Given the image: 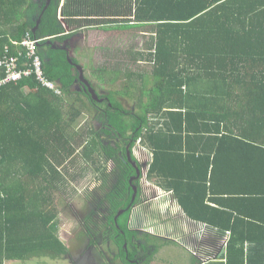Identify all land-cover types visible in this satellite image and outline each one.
<instances>
[{
	"label": "trees",
	"instance_id": "16d2710c",
	"mask_svg": "<svg viewBox=\"0 0 264 264\" xmlns=\"http://www.w3.org/2000/svg\"><path fill=\"white\" fill-rule=\"evenodd\" d=\"M61 1L0 0V62L8 50L17 55L13 43L30 33L43 40L45 73L64 94L34 77L0 88V264L65 255L57 197L71 190L78 170L93 169L105 221L92 211L82 227L94 224L92 237L112 240L122 264L162 257L178 238L159 241L129 227L138 181L130 183L136 170L126 146L137 141L152 154L146 178L175 201L160 204L182 208L205 231L212 253L197 264H264V0H68L70 34L59 19ZM115 23L120 32L148 28L145 49L133 56L150 74L98 68L101 81L124 78L121 91L97 94L101 106L79 82L67 43L78 29ZM120 95L136 101L137 113ZM88 111L101 121L99 132L74 122ZM101 155L113 162L111 173Z\"/></svg>",
	"mask_w": 264,
	"mask_h": 264
},
{
	"label": "rangeland",
	"instance_id": "374dc122",
	"mask_svg": "<svg viewBox=\"0 0 264 264\" xmlns=\"http://www.w3.org/2000/svg\"><path fill=\"white\" fill-rule=\"evenodd\" d=\"M147 30L148 28L134 29L129 32L101 30L103 31L102 33H94L98 30H90L91 34L87 35L88 37L85 42H80L78 45L73 42V49L70 51L71 57L76 59L78 65L84 68L85 77L99 96L106 98L112 92L116 93L117 91H121L123 89L122 82L124 81V78H122L121 81L110 84L107 77L106 81L99 80L96 72L100 73L97 69L99 68L100 70L102 66L117 70L119 73H124L126 69H130V72L150 74L148 64L135 61V56H133L136 52L139 53L145 49V44L149 36L141 31ZM84 51L90 57L87 54L84 57L82 55ZM131 82L133 85L137 84L134 76L131 77ZM80 91L84 92L85 90L80 89ZM116 98L128 112L133 115L137 113L136 101L133 98L122 95ZM104 103L105 100L100 105L105 106ZM80 119L81 127H85L86 129L88 126L95 130H100L101 126L99 124L101 121L96 122L94 120V112H85V115ZM104 142H107L105 138H103ZM133 154L137 157L136 160H138L142 174L138 180L137 189L139 192L138 198L136 196V202L133 201V211L134 213H140L141 216H144L148 220L143 222L138 228L140 230L150 231L147 234L151 236V239L155 237L154 235L157 236L155 238L159 241L164 240L159 236L178 238L164 250L160 248L163 250L162 257L158 258L157 262L155 259L152 262L154 264H197L199 258L195 255L194 250L196 249L191 243L193 242L192 234L200 233L204 237V229L192 228V223L184 217L182 208L176 212L170 209V206H172L170 203L169 206H166L164 204L161 205L159 200L153 202L151 199L153 194L145 187L146 181L143 179L150 155L147 153V150L140 149L139 141L133 147ZM100 159L103 163L109 162L108 171L111 173V169L114 166L113 162L108 161L103 155H101ZM78 169V165H75L73 168L74 171ZM78 171L75 179L71 183V190L67 194L57 197L58 202L56 203L60 215L58 218L59 228L57 233L61 241L66 245L67 252L63 256L55 255V253L49 251L43 252L41 257L32 258L24 264H121L117 256V246L112 240L109 242V239L107 240L105 236H101L99 233L92 237L91 233L94 231V224L90 226L91 229L89 231H86L82 227V218L92 211L93 220L98 218L97 214L100 213L102 214V219L105 221L104 215L106 209L97 213V194H100V192L103 193L100 190L102 184L98 181L100 174L95 172L94 169L88 170L86 175H79ZM147 182L151 184L150 181ZM170 201L175 203L173 199ZM139 218L137 217V219ZM104 221L101 220L103 223ZM169 227L170 229L173 228L174 234L176 235L169 232L167 234L165 230Z\"/></svg>",
	"mask_w": 264,
	"mask_h": 264
},
{
	"label": "built area",
	"instance_id": "2783aa9c",
	"mask_svg": "<svg viewBox=\"0 0 264 264\" xmlns=\"http://www.w3.org/2000/svg\"><path fill=\"white\" fill-rule=\"evenodd\" d=\"M42 41V39H37L27 33L21 43H13L18 47V54L11 55V51L8 50L4 60L0 62V88L10 84L17 85L27 78L34 77L42 88L59 97L64 95L56 83L50 81L45 73L43 60L39 53Z\"/></svg>",
	"mask_w": 264,
	"mask_h": 264
},
{
	"label": "crops",
	"instance_id": "0c3cea01",
	"mask_svg": "<svg viewBox=\"0 0 264 264\" xmlns=\"http://www.w3.org/2000/svg\"><path fill=\"white\" fill-rule=\"evenodd\" d=\"M51 2H52V0H51ZM50 2V3H51ZM68 2V0H62L61 1V4H60V9H59V19L61 20V22H62V24H63V26H64V28H65V30H66V34H70V28L65 24V22H64V17H63V9H64V7H65V5H66V3ZM49 3V4H50ZM48 4V0H47V6L49 5ZM82 20H86V18H84V19H82ZM120 25H122V23H115V24H105V25H101V26H99V27H89V28H86V27H84V28H81V29H78L77 31H74V32H72V38H71V40L69 41L70 42V44L72 45V49H73V42L74 43H76L77 45L80 43V42H85V40H86V38L88 37L87 35L89 34H91V31L90 30H98L97 32H94V33H102L103 31H101V30H107V31H112V30H114V31H118V29H119V27L118 26H120ZM117 27V28H116ZM53 43V42H52ZM47 45H50L49 43H47ZM54 46V48L56 47L55 45H53ZM85 54H87V56L88 57H90L89 55H88V53H86L85 51L84 52H82V55H84V57H85ZM87 57V59H89ZM26 95H28V91L26 90V93H25ZM71 104V102H70V100H66L65 101V106L63 107V111H64V113H66L67 114V108L69 107L68 105H70ZM95 119V118H94ZM74 122H76L77 124H81V119L79 118L78 120H75ZM96 122H99V121H96ZM75 123V124H76ZM101 124L102 123H100L99 125L101 126ZM81 128V127H80ZM100 129H101V127H100ZM73 131V130H72ZM97 132H99L100 130H96ZM70 132H71V130H70ZM142 147H140V149H141ZM143 152H146V151H143ZM147 153L150 155V160H151V156H152V154L150 153V152H148L147 151ZM134 155V159L133 160H135L137 163V165L139 166V168H140V165L138 164V160H136V156H135V154H133ZM150 160H149V162H150ZM149 162L147 163V165H146V171L144 172V175H143V179L146 181V184H145V187H147L148 189H149V191H150V193L151 194H153L152 195V200H153V202L154 201H156V200H159V202H161V201H163V202H168V201H170V200H172L173 199V196H172V194H170V193H168V192H165V191H163V190H160V189H158V187L156 186V184L154 183V181H151V184L150 183H148L147 182V178H146V173H147V171H148V168H149ZM139 179V178H138ZM149 181V180H148ZM144 193V192H143ZM162 205V204H161ZM164 205H168L169 206V203H166V204H164ZM177 208H174L173 207V205L172 206H170V209H172L173 211H178V210H180V208H178V206H176ZM134 221H135V216H134ZM192 226H193V224H191ZM191 226V227H192ZM192 228H195L194 226L192 227ZM204 237L202 236V234H200V233H196V234H192V241L193 242H191L194 246H195V249L196 250H194V253H195V255L199 258H197L198 259V261L201 259V260H203L202 258H203V256H205L204 257V259L205 258H207L208 256H210L211 255V253H212V251L208 248L209 246H207L205 243H204V240H205V232H204ZM198 242V244L196 245V243ZM200 243V244H199ZM162 255H163V253H162ZM194 256V255H193ZM157 260L158 259H156L155 261L157 262ZM152 264H154V262H152ZM157 264V263H156Z\"/></svg>",
	"mask_w": 264,
	"mask_h": 264
},
{
	"label": "water",
	"instance_id": "95a60500",
	"mask_svg": "<svg viewBox=\"0 0 264 264\" xmlns=\"http://www.w3.org/2000/svg\"><path fill=\"white\" fill-rule=\"evenodd\" d=\"M50 2H51V0H48V4H49ZM40 23H41V21L38 22V25H37V27H36V29H35V32H36V30L38 29ZM47 40H48L47 43H49L50 45H54V44L52 43L51 38H48ZM64 49H66V48H64ZM70 62H71V61H70ZM74 65H75V68L77 69V72H78V80H79V82H80L82 85H84V86L88 89V91H89V93L91 94L93 100H95L96 102H103V100H100V99H99V97L97 96V94H96L95 91L93 90V87H92L91 83H90V82L87 80V78L85 77V75H84V70H82V68H81L79 65H76V64H74ZM129 159L132 160V159L130 158V156H129ZM130 163H131V165L133 166V168H135V170H136V176H135L134 178H131V180H130V183H131V181L140 178V177L142 176V174H140V169H138V166H137V164H136V161H133V160H132ZM133 191H134V193H133V199H134L135 196H136V194H137V190H136L135 187L133 188ZM121 214H122V212H121L119 215H121Z\"/></svg>",
	"mask_w": 264,
	"mask_h": 264
},
{
	"label": "flooded vegetation",
	"instance_id": "af4514ba",
	"mask_svg": "<svg viewBox=\"0 0 264 264\" xmlns=\"http://www.w3.org/2000/svg\"><path fill=\"white\" fill-rule=\"evenodd\" d=\"M67 44H70V42H68ZM71 45V44H70ZM129 147H131V150L129 151L128 149H129ZM133 147L134 146H131L130 144H127V146H126V150H127V153H126V160L130 163L132 160H130L129 159V156H130V158L131 159H134V155H133ZM131 164V163H130ZM131 178H134V177H131ZM136 180H138V179H136ZM136 188V187H135ZM136 190H137V193L139 192L138 191V189L136 188ZM132 198H133V195H132ZM132 202V201H131ZM132 206H133V202H132V204H131ZM130 205V206H131ZM128 207L127 209H129L130 210V214H131V211L133 212L132 213V215H130V219H129V227L132 229V228H134V229H138L137 230V232L138 231H140V232H138L139 234L142 232H146L147 230H140L139 228H138V226H140L143 222H146L147 221V219L144 217V216H141V214L140 213H134V211H133V209H132V206L131 207ZM134 216H135V221H134ZM137 217H140L139 219H137ZM147 224V223H146ZM145 226V225H144ZM166 232H167V234H168V232L169 233H172V234H174V231H173V228L172 229H170V227L169 228H167V230H165ZM147 232H150V231H147ZM177 233V232H176ZM174 235H176V234H174ZM108 236V235H107ZM177 237V236H176ZM169 239H173L172 237H168ZM110 242V241H109ZM118 259H121V257H119ZM122 260V259H121ZM140 260V259H139ZM138 260V261H139ZM134 262V261H133ZM137 263V262H136ZM121 264H122V262H121Z\"/></svg>",
	"mask_w": 264,
	"mask_h": 264
},
{
	"label": "clouds",
	"instance_id": "9594fccd",
	"mask_svg": "<svg viewBox=\"0 0 264 264\" xmlns=\"http://www.w3.org/2000/svg\"><path fill=\"white\" fill-rule=\"evenodd\" d=\"M27 89H28V88H26V90H27ZM63 96H64V95H63ZM63 96H62V97H63ZM132 160H133V159H132ZM133 161H135V160H133ZM136 163H137V162H136ZM131 166H132V165H131ZM137 166H138V165H137ZM138 169H140L139 166H138ZM140 174H141V172H140ZM134 177H135V176H134ZM140 178H141V177H140ZM140 178H139V179H140ZM139 179H138V180H139ZM138 180H137V181H138ZM136 188H137V187H136ZM158 189H160V188H158ZM160 190H161V189H160ZM219 244H220V243H219Z\"/></svg>",
	"mask_w": 264,
	"mask_h": 264
},
{
	"label": "bare ground",
	"instance_id": "6f19581e",
	"mask_svg": "<svg viewBox=\"0 0 264 264\" xmlns=\"http://www.w3.org/2000/svg\"><path fill=\"white\" fill-rule=\"evenodd\" d=\"M78 65V64H77ZM81 68H82V66H80ZM82 70H84V69H82ZM94 90V89H93ZM95 91V90H94ZM95 93L97 94V92L95 91ZM98 96V95H97Z\"/></svg>",
	"mask_w": 264,
	"mask_h": 264
}]
</instances>
